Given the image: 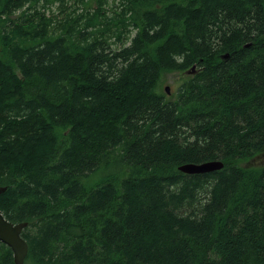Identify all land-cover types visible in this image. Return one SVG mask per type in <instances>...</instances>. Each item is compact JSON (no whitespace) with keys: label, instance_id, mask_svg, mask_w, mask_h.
<instances>
[{"label":"trees","instance_id":"trees-1","mask_svg":"<svg viewBox=\"0 0 264 264\" xmlns=\"http://www.w3.org/2000/svg\"><path fill=\"white\" fill-rule=\"evenodd\" d=\"M72 1L0 0V211L27 224L24 264H264V165L244 166L264 0ZM165 72H190L170 97Z\"/></svg>","mask_w":264,"mask_h":264},{"label":"water","instance_id":"water-1","mask_svg":"<svg viewBox=\"0 0 264 264\" xmlns=\"http://www.w3.org/2000/svg\"><path fill=\"white\" fill-rule=\"evenodd\" d=\"M195 70V66L191 68V71ZM190 73V72H186ZM165 92L169 95V89L166 87ZM223 164L221 162H205L202 164H186L178 168V170L187 175H201L209 174L222 169ZM6 190L5 187H0V195ZM27 226L26 223L14 224L8 221L0 211V243L7 246L13 255L15 264H24V260L27 256V244L22 238V232Z\"/></svg>","mask_w":264,"mask_h":264},{"label":"rangeland","instance_id":"rangeland-1","mask_svg":"<svg viewBox=\"0 0 264 264\" xmlns=\"http://www.w3.org/2000/svg\"><path fill=\"white\" fill-rule=\"evenodd\" d=\"M73 2H74V0L72 2L67 3V10L64 11L65 14L72 13V11L74 9H77L76 14H80L82 11L87 12V11H89L95 7L94 6V0H84L83 4L73 3ZM118 3H119V0H108V3L105 6V8L106 7L107 8L113 7V9H116V6L118 8ZM47 15H49V14H47ZM109 15H111V13H109ZM57 18H60V15H57L56 19ZM187 74H189V73H187ZM187 74L186 73H168V72L162 73L160 78H159V85H160L158 88L159 92L166 93L165 88L167 87L169 89V93H170L167 96L168 97L172 96V94H174L176 92L178 85L185 79ZM263 165H264V156L263 155H258L256 157H254L253 159L244 163L245 167H260Z\"/></svg>","mask_w":264,"mask_h":264}]
</instances>
